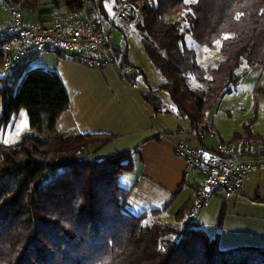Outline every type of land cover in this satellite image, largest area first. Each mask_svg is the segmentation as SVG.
Instances as JSON below:
<instances>
[{"label": "trees", "instance_id": "1", "mask_svg": "<svg viewBox=\"0 0 264 264\" xmlns=\"http://www.w3.org/2000/svg\"><path fill=\"white\" fill-rule=\"evenodd\" d=\"M5 1L38 17L61 2L71 9L84 2L50 0L52 6H42L45 0ZM117 1L131 6L134 18L129 22L175 103L172 108L156 91L145 92L142 98L154 113L175 112L188 118L194 131L209 129L204 121L208 111L237 89L249 69L264 71V0ZM178 14L185 24L174 18ZM188 35L219 49L215 67L201 66ZM112 52L121 77L136 85L142 72L126 74L133 67L127 51ZM3 55L0 49V63ZM22 71L23 66L13 79L0 77V132L21 109L27 110L32 131L16 143L0 144V264H264V246L221 248L219 232L211 237L199 222L187 220L180 229L160 220L173 200L148 212H130V189L120 185V177L134 169L141 145L160 134L94 159L116 136L59 133L57 122L70 105L62 79L44 67ZM191 76L201 88L190 86ZM256 117L244 122L243 137L259 143L264 155V136L252 129ZM94 143L99 145L90 151ZM149 215L154 221L146 223ZM182 217L180 209L174 218Z\"/></svg>", "mask_w": 264, "mask_h": 264}, {"label": "crops", "instance_id": "2", "mask_svg": "<svg viewBox=\"0 0 264 264\" xmlns=\"http://www.w3.org/2000/svg\"><path fill=\"white\" fill-rule=\"evenodd\" d=\"M96 4L99 9L98 25L107 33L111 49L128 52L130 44H135L138 38L142 43L135 27L117 15V0H97ZM41 67L53 70L60 76L70 98L68 109L57 122L59 133L67 137L85 132L116 136L97 153L115 143L120 144V150L130 149L142 140L160 134L141 145L140 155L134 156V169L120 177V185L130 189L129 211L140 214L161 208L166 202L173 200L161 218L169 212L175 215L178 210L183 209L184 219L193 220L195 214L190 217L189 215L194 207V198L200 194L203 174L186 170V161L174 153V143L184 139L194 146L210 147L213 138L200 139L199 131H192L188 127L185 131L178 130L173 127L175 125L167 124V119L153 118V109L142 99L145 91H134L118 70L89 67L83 57L74 55L57 59L54 67ZM159 119L161 121L157 123ZM165 129L169 132L164 131ZM172 130L181 131L183 134L176 135ZM98 145L91 144L90 151L95 150ZM261 163L259 170L248 176L240 196L223 199L225 209L226 203L234 200L232 210L235 209V203L239 207L246 204L252 210L247 213L246 218L241 212L244 218H235V225L238 227H235L234 232L239 238L249 240L237 245L264 246V158ZM225 222L226 225L219 232L220 245L224 242V232L229 228L227 218ZM233 240H236L235 236L226 239V242ZM227 246L236 245L225 247Z\"/></svg>", "mask_w": 264, "mask_h": 264}, {"label": "built area", "instance_id": "3", "mask_svg": "<svg viewBox=\"0 0 264 264\" xmlns=\"http://www.w3.org/2000/svg\"><path fill=\"white\" fill-rule=\"evenodd\" d=\"M0 2L8 12L7 20L0 22V49L4 54L0 77L11 78L12 70L22 67L35 53L49 49L83 57L92 68L118 70L107 33L98 25L99 9L93 1L84 0L78 9L60 3L46 17L38 18L27 17L5 0ZM117 15L125 22L134 18L126 1L119 3ZM210 131L213 132L211 128ZM198 137L205 139V131L199 130ZM174 153L186 161L188 172L203 174L201 191L190 216L197 208L207 205L213 196H240L248 176L262 162L258 156L260 150L244 140L229 143L217 140L214 146L206 147L179 139L174 143Z\"/></svg>", "mask_w": 264, "mask_h": 264}, {"label": "rangeland", "instance_id": "4", "mask_svg": "<svg viewBox=\"0 0 264 264\" xmlns=\"http://www.w3.org/2000/svg\"><path fill=\"white\" fill-rule=\"evenodd\" d=\"M49 5L52 6L53 5L52 2L50 0H45L42 6H49ZM95 5L97 6L96 2ZM23 11L27 17L38 18V16L36 14H33L32 12L25 10ZM44 16L46 17V15ZM7 18H8L7 10L0 5V22L6 21ZM174 18L182 21V16L179 14L174 16ZM182 24H185V22L182 21ZM129 31L132 32L131 30ZM187 37L188 40H190V42H193L191 43V45L194 44V46L192 47H195L194 49L197 53L198 61L201 64V66H203L204 69L209 70L218 64V62L221 59V54L218 48H209L206 45L202 46V44L200 45L195 41H193L190 35H188ZM129 43H131V41H129ZM218 44H220L219 41L216 42V45ZM70 55L71 53L68 52L64 53L61 51L59 52L53 49H50L49 51L43 50L38 53H35L27 61V63L23 65V71L21 75H23V73L26 70L34 67H41V65L45 67H54L55 61L57 59H62L65 56L68 57ZM127 56L130 62L133 64V67L125 69L126 74L131 75L133 73L131 71L136 69L142 72V74L138 78V83L136 85H131L132 89L134 91H145V92H150L152 90L156 91L155 92L156 95H158L167 105L174 108L175 103L172 100L171 93L162 89L161 87L165 83V78L156 69L154 63L148 56L144 48V45L141 43L139 38L138 41L135 42V44L134 43L130 44V47L128 48ZM20 67L11 71V75H10L11 79H13L17 75V72ZM246 68L247 65L245 64L242 66L241 71H244V69ZM118 71L120 73L123 72L119 68V66H118ZM144 77L147 78V82L144 80L145 79ZM189 84L192 88L202 87V85L196 80L194 76L190 77ZM256 102H257V107L255 106ZM152 113H153V118L159 117L162 119L163 118L167 119L166 121L167 124H169L170 126L175 125L173 127H175L178 130L182 129V131H185L184 129L188 127L190 128V130L194 131L191 121L188 118L179 117L175 112L157 114L154 113V111H152ZM255 113L257 117H256V121L252 125V129L254 132L264 136V71L261 69V67L258 66L249 69L241 79L237 89L229 94L224 95V97L220 100V102H218L216 105L212 107V109L208 111V113L206 114L208 119L204 118V121L206 123L210 122L209 125L210 128L213 130V132L210 131V128L209 129L204 128L203 131H205L206 133L205 138L210 140L213 138L212 146L216 144L215 142L216 140L224 143H229L230 141H234V140L235 141L244 140V141L252 142L248 138L243 137L244 122L249 118H252L255 115ZM160 121L161 120L159 119V121L156 122L158 123ZM178 130H174V131L172 130V133H176V135L179 136L183 134V132ZM164 131L167 130L165 129ZM28 133H32L29 127L28 112L26 109H21L16 119L12 121L10 124H8L0 132V144L16 143L19 140H21V138L25 134ZM236 134H238V136ZM258 144L259 143L256 142L255 144L253 143L254 147L260 150L261 146H259ZM120 147H121L120 144L115 143L113 145L104 148L99 153L94 154L92 157L94 159L100 160L106 157L107 155L117 150H120ZM258 156H260L261 159L263 160L264 158L263 154L259 153ZM196 198H194V207H195ZM223 199L225 198L222 197L219 198V196H213L211 201L207 205H204L196 209V211L194 212L195 215L193 214L195 216L193 220H197V222L200 223L201 227L207 231L209 236L214 237L218 232H221L223 225H226L225 220L227 218V227L229 228L224 232V242L221 243L220 247L232 248L235 246H227V247L225 246L226 245L238 246L237 243H243L242 241H249V240H243L245 238H239V235L236 232H234L235 227H238L237 225H235V218L240 220L244 218L243 216H241L243 214L246 215L245 216L246 218L248 216L247 213L251 212L252 210L246 204L239 207L238 203L237 204L235 203V206H233V208L235 209L232 210V205L234 204V200L228 201V203H226V209H225L223 208V202H224ZM221 212L223 213V219L221 225L219 226ZM240 212L243 214H241ZM174 216H175L174 214H171L169 212L167 215H165L164 218H161L160 216V220H162L165 223L171 224L174 227L180 229L183 228L187 218L184 219V217H182L180 219L177 218L175 219ZM153 221H154V217L149 215L148 219L146 220V223H151ZM231 236H235L236 240L226 242V239H230ZM171 237L175 239L177 238V236L174 235H171Z\"/></svg>", "mask_w": 264, "mask_h": 264}]
</instances>
